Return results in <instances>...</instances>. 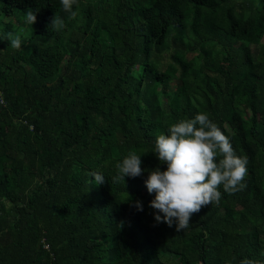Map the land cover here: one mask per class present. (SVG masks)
<instances>
[{
    "label": "trees",
    "instance_id": "obj_1",
    "mask_svg": "<svg viewBox=\"0 0 264 264\" xmlns=\"http://www.w3.org/2000/svg\"><path fill=\"white\" fill-rule=\"evenodd\" d=\"M73 11L0 0V264H264V0H74ZM200 112L247 159L246 187H221L177 232L154 219L148 171L112 177L130 151L166 170L156 135Z\"/></svg>",
    "mask_w": 264,
    "mask_h": 264
},
{
    "label": "clouds",
    "instance_id": "obj_2",
    "mask_svg": "<svg viewBox=\"0 0 264 264\" xmlns=\"http://www.w3.org/2000/svg\"><path fill=\"white\" fill-rule=\"evenodd\" d=\"M74 0H61L62 9L70 18L77 15L73 11ZM37 15L28 9L24 23L33 26ZM64 27V20L55 14L49 28L59 31ZM21 33L24 31L22 28ZM7 41L12 49L21 48L20 34L8 33ZM161 165L154 170L142 168V157L136 151H130L122 161L115 164L116 175L113 183L125 178L141 177L148 171L144 184L154 199L149 207L155 210L157 223L169 227L176 226V231H184L190 226L193 214L202 207L219 204L222 193H235L246 187L243 183L246 175L247 159L236 154L229 138L212 121L209 114L200 112L191 119H182L168 126L166 134H157L152 150ZM94 182L101 185L105 176L100 172H90ZM132 199V198H131ZM134 207L143 211L142 202L136 201ZM239 264H261L260 261L245 258Z\"/></svg>",
    "mask_w": 264,
    "mask_h": 264
}]
</instances>
